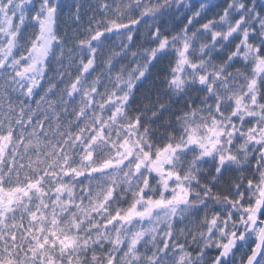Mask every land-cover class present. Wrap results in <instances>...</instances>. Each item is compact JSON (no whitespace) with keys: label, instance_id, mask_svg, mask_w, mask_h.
I'll return each instance as SVG.
<instances>
[{"label":"snow or ice","instance_id":"snow-or-ice-1","mask_svg":"<svg viewBox=\"0 0 264 264\" xmlns=\"http://www.w3.org/2000/svg\"><path fill=\"white\" fill-rule=\"evenodd\" d=\"M0 264H264V0H0Z\"/></svg>","mask_w":264,"mask_h":264}]
</instances>
